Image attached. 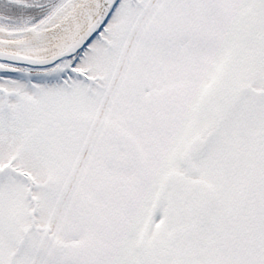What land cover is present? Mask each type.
Instances as JSON below:
<instances>
[{
    "label": "snow or ice",
    "instance_id": "obj_1",
    "mask_svg": "<svg viewBox=\"0 0 264 264\" xmlns=\"http://www.w3.org/2000/svg\"><path fill=\"white\" fill-rule=\"evenodd\" d=\"M0 264H264V0H0Z\"/></svg>",
    "mask_w": 264,
    "mask_h": 264
}]
</instances>
